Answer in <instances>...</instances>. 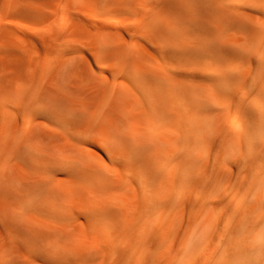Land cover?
<instances>
[{"label":"bare ground","instance_id":"6f19581e","mask_svg":"<svg viewBox=\"0 0 264 264\" xmlns=\"http://www.w3.org/2000/svg\"><path fill=\"white\" fill-rule=\"evenodd\" d=\"M253 3L258 7H246ZM259 5L264 0H0V180L7 175L20 186L46 185L41 203L57 214L107 204L110 224L88 233L82 222L58 224L21 209L24 234L43 235L49 245L88 259L89 250H119L128 264L259 261L264 80L253 64L264 47ZM161 44L192 53L197 59L185 61V75L207 76L218 88L173 77L152 51ZM85 51L108 62L99 65L105 75L84 80ZM31 53L35 57L28 58ZM114 67L124 78H109ZM138 77L172 84L161 93L168 123L148 116L128 82ZM24 101L44 119L18 127L16 112ZM58 102L86 117L77 129L86 143L73 142L47 122L53 118L49 106ZM90 128H95L91 147ZM113 129L150 147L132 175L105 158L111 155ZM245 144L256 166L234 169L231 162ZM69 152L94 173L97 185L113 191L102 198L92 186L60 175L54 161ZM22 160L50 166L53 174L30 172ZM9 253H24L37 264L46 259L28 247L19 230L0 225V257ZM105 258L100 251L101 263Z\"/></svg>","mask_w":264,"mask_h":264},{"label":"snow or ice","instance_id":"6c2138e0","mask_svg":"<svg viewBox=\"0 0 264 264\" xmlns=\"http://www.w3.org/2000/svg\"><path fill=\"white\" fill-rule=\"evenodd\" d=\"M141 7H144L141 5ZM151 7V5H149ZM247 8L252 9L258 7L256 4H248ZM264 8V5H259ZM264 31V28H262ZM157 60L173 77L181 80L186 79H199L207 83L211 87H217L218 83L214 79L207 76H187L184 73L185 61L195 60V57L190 52L179 51L167 44H161L160 47L153 48ZM87 60L80 61L81 75L85 81L90 80L94 74L105 75L99 68V65H106L108 62L101 59L99 56L88 55L85 51ZM253 64L256 66L254 72L259 69L261 80H264V47L261 48L260 53L253 59ZM174 66V67H173ZM119 68L114 67L109 70V78H124L119 76ZM113 74H116L113 76ZM139 93L143 101L144 108L148 116L159 124H166L170 121L171 117L167 114L161 102L162 90L166 87H172V84L166 79H152L151 77H138L136 82L128 81ZM8 106L5 105V110ZM49 110L52 114V119L47 122L60 127L62 131L68 135L69 139L75 143H86L85 140L80 138V133L77 129L83 126L85 116L78 115L71 110L66 103L58 102L51 104ZM90 110V109H89ZM44 119L37 111H34L31 104L24 101L21 104V110L16 112L15 123L18 127H24L27 124L33 123L37 120ZM62 120L63 125L55 124V120ZM66 125V126H65ZM114 137L112 147L107 149L111 155H106V159L113 168L120 169L121 173L132 175L136 172L140 164V156L147 151L150 147L147 145H137L131 139L124 137L117 129L112 130ZM95 135V128H90L88 132L89 142L88 146L91 147V137ZM21 163L29 169L30 172L45 174H53L52 167H38L22 160ZM225 164H229V159H225ZM253 167L256 166V161L250 151V146L245 144L243 153L231 166L235 169L239 167L241 171L246 169L249 164ZM54 166L59 170V174L67 179H72L80 184L89 185L97 191V194L104 198L113 189L105 188L96 184L94 173L86 168L82 161L75 157L74 153L69 152L68 155L61 157L54 161ZM259 166L264 171V151L259 156ZM139 174V173H137ZM46 185L25 184L23 186L17 185L7 175L0 180V225H7L19 230L21 236L24 238L28 247L37 255L44 256L46 259H41L38 264H101L100 251H103L106 258L102 264H128L125 259L126 253L119 250H114L107 247H102L98 250H89L88 255L92 258H84L78 255L77 251L54 247L46 242V237L43 235H25L23 232V222L21 209L24 212H32L36 215L45 216L46 218L58 224H75L82 222L86 232H95L97 229L110 227L109 217L107 214V204L94 206L87 209L76 210L72 209L70 214L62 215L50 211L41 203L43 189ZM139 187V185H138ZM8 264V262H5ZM141 264H155L151 259H144ZM252 264H264V251L261 253L259 261H252Z\"/></svg>","mask_w":264,"mask_h":264},{"label":"rangeland","instance_id":"374dc122","mask_svg":"<svg viewBox=\"0 0 264 264\" xmlns=\"http://www.w3.org/2000/svg\"><path fill=\"white\" fill-rule=\"evenodd\" d=\"M19 54L21 57H26L24 55L22 56L21 52ZM30 55H31V57H35V55L33 53L27 55V57L30 58ZM10 70H7V72L4 71L6 73V75L13 73V70H11V71ZM74 240H77V241H74ZM78 240H80V239H73V241H71V242L78 244V242H79ZM123 240H124V238L121 237L120 241L122 242ZM5 262H8V264H37V263H34V261L28 255H26L24 253H18V254H13V255L11 253H9V255L6 254L5 257H0V264H5Z\"/></svg>","mask_w":264,"mask_h":264}]
</instances>
